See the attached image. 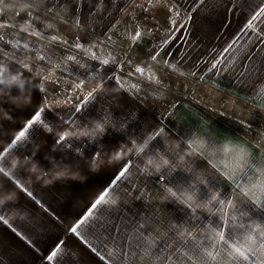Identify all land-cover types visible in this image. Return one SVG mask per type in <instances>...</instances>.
<instances>
[{
	"label": "crops",
	"instance_id": "1",
	"mask_svg": "<svg viewBox=\"0 0 264 264\" xmlns=\"http://www.w3.org/2000/svg\"><path fill=\"white\" fill-rule=\"evenodd\" d=\"M38 20L119 43L83 78L0 42V264H264V138L233 104L264 114V0H0L7 36L56 37Z\"/></svg>",
	"mask_w": 264,
	"mask_h": 264
},
{
	"label": "rangeland",
	"instance_id": "2",
	"mask_svg": "<svg viewBox=\"0 0 264 264\" xmlns=\"http://www.w3.org/2000/svg\"><path fill=\"white\" fill-rule=\"evenodd\" d=\"M143 26L149 32H155V30L159 27V23L155 21H147L143 22ZM40 28L41 32L47 33L52 30H56V37H25L21 35V32L14 31L13 33H9L7 36V31L5 28L0 31V42H10V44H14L16 46H22V41L24 40L27 44L29 41L36 42L38 40L44 41L51 46L53 49V45H56V48L61 51L63 58V67H66L68 70V74L73 77H95L108 75L109 70L105 69V65L102 66V61L99 60L100 52L106 49L109 45L110 47H118L119 38L118 37H110V38H92L87 37L84 34L75 32L69 29L67 26L60 25L56 22L49 21H36V28ZM29 40V41H28ZM43 43V42H42ZM51 43V44H50ZM105 43V44H104ZM93 55V56H92ZM64 69V68H63ZM64 69V70H66ZM72 70L69 71V70ZM66 70V71H67ZM74 70V71H73ZM100 71V72H99ZM84 83V82H83ZM56 85H62L69 87L67 84L58 83ZM78 87H84L79 84ZM73 90V89H72ZM200 91L205 94L212 95L213 90L209 88H200ZM74 91V90H73ZM223 102L228 101L227 99L222 97ZM229 102V101H228ZM238 106L235 107L238 111L236 117L240 120H245L252 124L253 128H255V133L260 135L261 138H264V114L250 111L249 108L244 104L233 103Z\"/></svg>",
	"mask_w": 264,
	"mask_h": 264
},
{
	"label": "snow or ice",
	"instance_id": "3",
	"mask_svg": "<svg viewBox=\"0 0 264 264\" xmlns=\"http://www.w3.org/2000/svg\"><path fill=\"white\" fill-rule=\"evenodd\" d=\"M253 19H255V17H253ZM246 23L251 24V21H250V20H249V21H246ZM137 35H139V34H137ZM104 63L107 64V63H109V61L106 60V61H104ZM213 67H215V65H213ZM209 71H211V69H209ZM39 116H40V112L38 111V112L35 114V116L33 117V120L39 118ZM29 124H32V121H31V120H30V123H29ZM24 135H25V132H24V131H20L19 134H18L17 136H15L14 139H13L12 141H10V143H12L13 145H15L16 142L21 141V139H22V137H24ZM59 139H60V140H64L65 137L61 136V137H59ZM123 175H124V173L121 172V173H120V176L123 177ZM102 202H103V197H100V198H99V199H98V200H97V201L91 206L92 209H96L98 205H101V204H102ZM89 226H91V224H90ZM71 232L74 233V234L77 233V228L73 227V228L71 229ZM54 256H56V252L50 250V255H47V256H46V259L49 260V261H51V260L53 259Z\"/></svg>",
	"mask_w": 264,
	"mask_h": 264
},
{
	"label": "clouds",
	"instance_id": "4",
	"mask_svg": "<svg viewBox=\"0 0 264 264\" xmlns=\"http://www.w3.org/2000/svg\"><path fill=\"white\" fill-rule=\"evenodd\" d=\"M6 71L5 67L3 65H0V83H3L4 80L2 79V76H3V73ZM19 79L18 76H15L12 78L11 81L9 82H14V81H17ZM0 171H3L2 169H0ZM6 199H11L12 198V194L9 193L5 196ZM4 202V199H0V203H3Z\"/></svg>",
	"mask_w": 264,
	"mask_h": 264
},
{
	"label": "built area",
	"instance_id": "5",
	"mask_svg": "<svg viewBox=\"0 0 264 264\" xmlns=\"http://www.w3.org/2000/svg\"><path fill=\"white\" fill-rule=\"evenodd\" d=\"M56 90L58 92H61V93H68L69 92V88L66 86H62V85H57Z\"/></svg>",
	"mask_w": 264,
	"mask_h": 264
}]
</instances>
